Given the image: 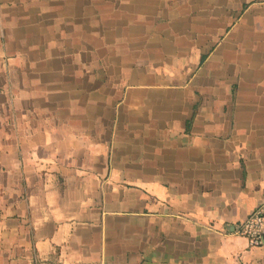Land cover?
Instances as JSON below:
<instances>
[{"label": "crops", "instance_id": "obj_1", "mask_svg": "<svg viewBox=\"0 0 264 264\" xmlns=\"http://www.w3.org/2000/svg\"><path fill=\"white\" fill-rule=\"evenodd\" d=\"M264 0H0V264H264Z\"/></svg>", "mask_w": 264, "mask_h": 264}, {"label": "built area", "instance_id": "obj_2", "mask_svg": "<svg viewBox=\"0 0 264 264\" xmlns=\"http://www.w3.org/2000/svg\"><path fill=\"white\" fill-rule=\"evenodd\" d=\"M235 231L246 238L250 246L264 245V200L249 213Z\"/></svg>", "mask_w": 264, "mask_h": 264}]
</instances>
